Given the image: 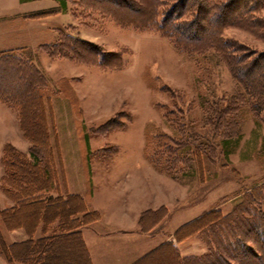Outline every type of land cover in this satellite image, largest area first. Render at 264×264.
Here are the masks:
<instances>
[{
	"label": "rangeland",
	"instance_id": "obj_1",
	"mask_svg": "<svg viewBox=\"0 0 264 264\" xmlns=\"http://www.w3.org/2000/svg\"><path fill=\"white\" fill-rule=\"evenodd\" d=\"M18 3L0 0V8ZM57 4L28 0L18 8L33 10L32 16L18 22L0 19V25H24L29 31L19 47L0 51L17 50L41 80L60 192L69 188L84 195L91 186L100 210H106L108 194L118 196L139 178L146 206L157 202L162 214V219L148 217L147 229L161 222L160 228L167 229L201 212L227 215L264 183V125L257 127L247 105L240 108V101L232 99L238 91L224 63L214 56L192 59L155 30L120 26L105 9L69 2L65 11L33 16L58 10ZM260 8L264 20V0ZM60 34L116 54L119 64L116 58L108 67L50 58L48 46ZM224 37L251 53L264 51V32L228 29ZM6 46L16 45L1 44ZM33 113L27 114L25 125L42 132L40 114ZM5 143L25 153L30 147L18 129L16 112L0 102V155ZM161 165L168 171L160 170ZM133 190L138 194V187ZM9 205L0 193V209ZM256 207L264 211V201ZM21 236L3 232L6 243ZM194 237L202 242L199 233ZM46 248L44 264H86L75 238ZM167 257L155 255L145 264H171ZM0 264H5L1 253Z\"/></svg>",
	"mask_w": 264,
	"mask_h": 264
},
{
	"label": "trees",
	"instance_id": "obj_2",
	"mask_svg": "<svg viewBox=\"0 0 264 264\" xmlns=\"http://www.w3.org/2000/svg\"><path fill=\"white\" fill-rule=\"evenodd\" d=\"M54 1L59 3L58 10L33 16L65 11L69 2L91 10L105 9L120 26H131L139 31L155 30L178 52L192 59L218 58L226 65L238 91L232 99L240 101V108L243 104L248 106L244 108L253 116L257 127L264 125V51L251 53L235 40L224 37L228 29L264 32V20L259 16L263 0ZM57 36L56 42L48 46L50 58H67L101 67L114 64L115 58L118 62L116 54H107L91 42ZM23 57L17 50L0 51V102L16 112L18 129L30 145L27 153L10 143L3 144L1 149L0 193L10 205L0 209V253L5 264H44L46 246L75 238L89 264L80 233L74 231L93 222L98 215L85 211L84 204L73 202L74 195L67 193L65 188L59 191L43 114L47 95L39 83L41 80L34 78L32 68L22 61ZM33 112L40 114L42 132L30 131L25 125L27 114ZM159 169L168 171L162 165ZM262 200L264 183L246 193L229 214L213 210L180 228L176 233L179 239L199 233L207 248L203 256L189 258L184 263L264 264V211L256 207ZM55 206L58 208L54 211ZM33 208L38 210L37 215ZM78 214L82 215L80 220ZM152 216L159 219L162 214L145 212L141 224L149 218L156 219ZM39 226L42 235L34 237ZM13 230H23L27 239L6 243L3 232Z\"/></svg>",
	"mask_w": 264,
	"mask_h": 264
},
{
	"label": "crops",
	"instance_id": "obj_3",
	"mask_svg": "<svg viewBox=\"0 0 264 264\" xmlns=\"http://www.w3.org/2000/svg\"><path fill=\"white\" fill-rule=\"evenodd\" d=\"M26 1L28 0H17V3H19L15 7H11L10 5L1 7L0 19L5 17H8V19L12 17V20L16 21L27 19L33 10L24 11L18 8ZM52 2L58 3L54 0ZM22 26L24 25H0V50L3 48L19 47L17 45L22 43L20 38L26 39L25 37L28 36L29 32L26 30L27 26ZM4 43L16 46L1 47V44ZM137 179V181L130 182L126 188L127 190L122 191L124 195H121V192L116 197L108 194L106 210H100L96 203L97 194L91 193V186L89 187V191L84 195L83 191L71 192L69 188L66 190L67 193L74 195L71 197L73 202L84 204L85 211L100 214L93 222L80 226L77 231H74L80 233L81 246L85 250L89 264H145V262L155 255L161 256V258H164L163 255L168 258V255L173 259L171 264H178V262L185 264L184 261L189 258L202 256L206 252V248L202 242L194 237V235L179 239L176 233L180 228L206 213L201 212L175 228L168 226L167 229H161V222L160 224H152L147 229V222L145 223L144 221L143 224L140 222L141 216L145 212H157L156 208L159 205L157 202H154L155 205L150 204L151 206H146L145 186L142 185L139 178ZM137 187L138 194H133L135 192L133 189ZM107 193H109V189ZM81 216V214H78L77 219L80 220ZM159 219L162 218L160 217ZM46 230L48 228L44 229L45 234H47ZM9 233L22 235L21 238L11 240L9 243L21 242L27 239L23 230H13ZM40 233L39 226L34 237L41 236L42 234Z\"/></svg>",
	"mask_w": 264,
	"mask_h": 264
},
{
	"label": "bare ground",
	"instance_id": "obj_4",
	"mask_svg": "<svg viewBox=\"0 0 264 264\" xmlns=\"http://www.w3.org/2000/svg\"><path fill=\"white\" fill-rule=\"evenodd\" d=\"M43 251H44V249H43ZM48 251V250H47Z\"/></svg>",
	"mask_w": 264,
	"mask_h": 264
}]
</instances>
